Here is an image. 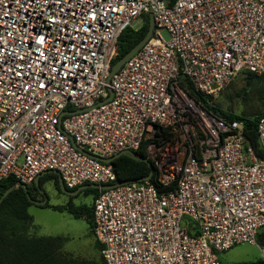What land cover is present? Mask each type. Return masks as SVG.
Here are the masks:
<instances>
[{
	"label": "built area",
	"instance_id": "built-area-1",
	"mask_svg": "<svg viewBox=\"0 0 264 264\" xmlns=\"http://www.w3.org/2000/svg\"><path fill=\"white\" fill-rule=\"evenodd\" d=\"M151 9L153 37L109 81L120 36ZM243 71L264 74V0H0V182L112 185L92 155L145 144L157 183L94 202L106 264H221L264 228V159L182 79L213 97ZM257 137L264 149V115Z\"/></svg>",
	"mask_w": 264,
	"mask_h": 264
},
{
	"label": "trees",
	"instance_id": "trees-1",
	"mask_svg": "<svg viewBox=\"0 0 264 264\" xmlns=\"http://www.w3.org/2000/svg\"><path fill=\"white\" fill-rule=\"evenodd\" d=\"M172 4L176 0H169ZM149 29V16L148 14L142 17V23L138 28H127L119 38V54L113 61L112 67L120 60L127 52H129L135 45H137L147 34ZM242 77L248 85H255V92L259 101L264 106V74L256 75L250 72L243 71L235 77ZM234 77V78H235ZM233 78V79H234ZM232 79V80H233ZM232 80L225 86L230 85ZM184 87L189 93L211 114L218 118L232 122L240 120L244 122L245 130L244 135L246 143L251 145L257 156L264 159V149L260 145L257 137V122L264 115V113L253 114H234L231 110H225L220 106L214 105L210 102L209 96H206L196 91L191 81L186 78L182 79ZM224 87V88H225ZM223 88V89H224ZM146 145L143 144L137 152L139 155L146 158L145 153ZM113 168L118 177V182L126 180H136L148 176L151 168L145 161H136L128 156H121L113 163ZM55 181L56 188L60 193V186L58 176L50 173L46 174L39 179V186L45 181ZM151 183L156 184V174L150 180ZM16 184V180L7 179L0 182V198L11 187ZM35 188V183L33 184ZM72 189V190H76ZM164 190L163 188L160 189ZM29 187V193L33 199V194ZM87 196H94V202L98 197L100 190L98 189H85L81 191ZM94 202L93 206L80 205L75 206L70 204L67 206H55L54 210L59 212H68L75 217L84 218L89 225V232L94 236ZM33 206L28 199L27 193L22 188L12 191L0 205V264H106L103 255V245L96 240V250L98 258L92 261H75L64 257L61 253L65 239L61 236H37L30 234L28 230L33 225V217L29 213V208ZM184 227L190 235L196 236L198 230L194 223L189 220L185 221ZM257 243L260 247H264V228L257 234Z\"/></svg>",
	"mask_w": 264,
	"mask_h": 264
},
{
	"label": "rangeland",
	"instance_id": "rangeland-1",
	"mask_svg": "<svg viewBox=\"0 0 264 264\" xmlns=\"http://www.w3.org/2000/svg\"><path fill=\"white\" fill-rule=\"evenodd\" d=\"M142 19L134 23L138 28ZM162 37L168 41V32L163 31ZM210 102L225 110H231L234 114L264 113V106L259 101L255 92V85H248L242 77H235L230 85L222 89L216 96L211 97ZM34 184V183H33ZM28 186L33 190L34 185ZM40 187L49 196L48 206L33 205L29 213L33 217V225L28 230L30 234L37 236H61L65 239L61 253L64 257L75 261H92L98 258L96 240L89 232V225L84 218L75 217L68 212L54 210L55 206H67L69 198L60 193L55 181H45ZM94 196L79 193L74 196L70 204L75 206H93ZM69 204V205H70ZM264 248V247H263ZM221 264H264L261 247L256 244H240L232 249L219 254Z\"/></svg>",
	"mask_w": 264,
	"mask_h": 264
},
{
	"label": "water",
	"instance_id": "water-1",
	"mask_svg": "<svg viewBox=\"0 0 264 264\" xmlns=\"http://www.w3.org/2000/svg\"><path fill=\"white\" fill-rule=\"evenodd\" d=\"M164 1V4L165 5H168L169 3V0H163ZM149 29H148V32L146 34V36L137 44L135 45L129 52H127L120 60H118L116 62V64L112 67L111 69V72H110V76H109V81L110 79L122 68V66L131 58L133 57L154 35V32H155V22H154V9H151L149 14ZM112 90H109V96L107 99L103 100L101 103H106L108 102L111 98H112ZM67 113V112H65ZM73 144L75 145V147L78 149V150H81L83 151L81 148H79L75 143L74 141L72 140ZM94 158L104 162V163H113L116 159H118L119 157L121 156H128L130 158H132L133 160H136V161H145L149 167L151 168V172L148 176L144 177V178H140V179H136V180H126V181H122V182H117L115 184H112V185H97V184H86V185H83V186H80L78 187L76 190H68L61 178V176L59 175L58 172H45L43 174H41L36 180H35V185L37 188H39V179L41 177H43L44 175L46 174H50V173H53V174H56L58 176V180H59V186H60V191L68 196H70V200L68 202V205L71 203L72 201V198L74 196H77L81 191L85 190V189H89V188H93V189H98V190H108V189H111V188H114V187H118V186H122V185H126L128 183H132V182H148L152 179V177L154 176V173H155V170L153 168V166L151 165L150 162H148L146 160V158H144L143 156L139 155L137 152L135 151H130V150H125V151H122L118 154H116L115 156L111 157V158H101V157H98V156H94L92 155ZM18 188H22L24 189V191L27 193V196H28V199L31 203H35L37 205H44L46 203V201L44 202H37V201H34L31 196H30V193H29V187L24 185V184H21V183H16L13 187L9 188L3 195L2 197L0 198V205L1 203L3 202V200L14 190L18 189Z\"/></svg>",
	"mask_w": 264,
	"mask_h": 264
},
{
	"label": "flooded vegetation",
	"instance_id": "flooded-vegetation-1",
	"mask_svg": "<svg viewBox=\"0 0 264 264\" xmlns=\"http://www.w3.org/2000/svg\"><path fill=\"white\" fill-rule=\"evenodd\" d=\"M71 191H73V190H71ZM31 192L33 194V200L34 201H37V202H44V201H46L45 204H46V206H48L47 203L49 201V196L47 195L46 191L43 190L42 187L39 186V188H37L35 186V188H33V190ZM67 197L70 200V196L67 195ZM73 198H72V200H73ZM33 205H37V204L33 203ZM37 206L44 207L43 205H37Z\"/></svg>",
	"mask_w": 264,
	"mask_h": 264
},
{
	"label": "crops",
	"instance_id": "crops-1",
	"mask_svg": "<svg viewBox=\"0 0 264 264\" xmlns=\"http://www.w3.org/2000/svg\"><path fill=\"white\" fill-rule=\"evenodd\" d=\"M218 259H219V257H218Z\"/></svg>",
	"mask_w": 264,
	"mask_h": 264
}]
</instances>
